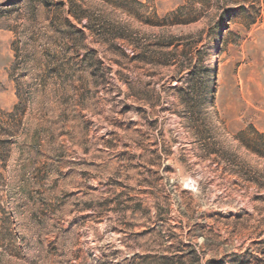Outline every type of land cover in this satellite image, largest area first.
<instances>
[{
    "label": "rangeland",
    "instance_id": "obj_1",
    "mask_svg": "<svg viewBox=\"0 0 264 264\" xmlns=\"http://www.w3.org/2000/svg\"><path fill=\"white\" fill-rule=\"evenodd\" d=\"M0 264H264V0H0Z\"/></svg>",
    "mask_w": 264,
    "mask_h": 264
}]
</instances>
